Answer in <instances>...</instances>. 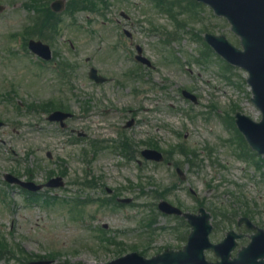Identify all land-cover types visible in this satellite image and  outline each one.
Returning a JSON list of instances; mask_svg holds the SVG:
<instances>
[{
	"label": "rangeland",
	"instance_id": "obj_1",
	"mask_svg": "<svg viewBox=\"0 0 264 264\" xmlns=\"http://www.w3.org/2000/svg\"><path fill=\"white\" fill-rule=\"evenodd\" d=\"M23 1L0 0L7 7L0 13V91L6 92L9 86L20 102L66 98L70 107L79 109L78 121L69 128L85 126L88 138L70 142L68 132L37 134L31 127L37 118L16 110L6 113L0 106V118H11L17 130L0 146V182L2 174L14 168H25L26 178L38 183L60 171L66 182L63 190L43 192H48L49 206L25 201L19 189L0 183V234L7 239V246L0 243V264L48 262L50 258L52 264H105L133 248L150 257L159 248L182 247L184 242L172 235L171 219L157 216L152 228L144 227L147 215L154 214V205L161 200L193 213L203 204L212 215L214 243L229 230L237 231L235 223L242 216L264 230V156L245 153L244 144L239 150L229 126L235 109L254 121H259L260 114L250 103L246 75L224 68L211 53L204 55L205 32L234 42L224 20L202 7L186 12L187 0H103L98 6L102 11H79L73 17L65 9L56 22L45 21L43 35L26 36L43 39L57 53L62 67H73L70 82L59 83L61 75L39 67L20 47L24 27L36 30L39 24L34 26L29 19L31 12ZM51 1L40 0L41 16ZM65 1L78 4V0ZM136 46L153 68L133 60ZM90 67L106 78L104 84L92 85L87 77ZM183 89L197 97V105L182 100ZM88 95L91 113L86 115L80 97ZM136 116L143 124L124 129L125 122ZM122 134L127 136L131 161L105 149L108 145L117 150ZM149 139L161 150H170L169 157L179 165L184 180L162 165L145 162L137 166V153ZM180 147L186 156L177 151ZM241 154L246 156L239 158ZM74 179L90 181V185L74 186L70 183ZM107 189L121 193L119 198H132L134 206L118 210L111 202L99 207L100 201L111 196ZM80 199H85L84 207L89 206L84 219L105 225V236L117 244L99 242L89 226L69 219V209ZM207 257L213 259L209 253Z\"/></svg>",
	"mask_w": 264,
	"mask_h": 264
},
{
	"label": "water",
	"instance_id": "obj_2",
	"mask_svg": "<svg viewBox=\"0 0 264 264\" xmlns=\"http://www.w3.org/2000/svg\"><path fill=\"white\" fill-rule=\"evenodd\" d=\"M210 7L218 15L226 16L233 25V31L241 36L245 45L246 52L239 54L235 51L234 55L227 51L224 46H219L220 39L216 45L221 53L235 61L245 63V69L249 72V84L252 87L254 95L253 102L262 112V121L258 124L239 118L238 126L245 134L251 147L260 153H264V0H197ZM253 253H259V250H253ZM264 254V251H263ZM199 255V253H198ZM194 264H198V258H195ZM252 264L255 263V258ZM259 264H264L261 262Z\"/></svg>",
	"mask_w": 264,
	"mask_h": 264
}]
</instances>
